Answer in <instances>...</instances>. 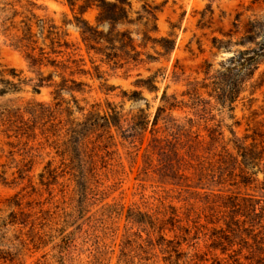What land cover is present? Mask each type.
I'll use <instances>...</instances> for the list:
<instances>
[{
	"label": "rangeland",
	"instance_id": "obj_1",
	"mask_svg": "<svg viewBox=\"0 0 264 264\" xmlns=\"http://www.w3.org/2000/svg\"><path fill=\"white\" fill-rule=\"evenodd\" d=\"M124 1L128 22L114 28L129 33L140 61L123 56L106 61L87 53L72 25L77 6L71 8L67 0H0V8L6 4L0 10V88L6 91L0 94V223L5 224L0 248L10 256L0 264H255V255L244 249L234 255L235 244L226 252L210 246L211 229L224 225L208 222L219 214L209 208L211 197L205 194L213 188L251 196L263 205L262 174L246 186L215 185L199 180L197 169L199 162L215 159L213 152L232 137L230 131L239 137L264 132V59L241 86L231 110L209 95V88H200L209 81L206 76L231 68L235 50L247 47L236 41L249 19L264 20V0ZM32 13L51 19L60 36L67 33L60 40L69 48L48 58L75 59L88 73L30 66L26 50L10 45L3 28L11 22L19 26ZM96 14L89 8L81 18L96 24ZM109 27L98 25L103 31ZM37 38V46L47 52ZM214 39L228 48H217ZM11 71L17 75L11 77ZM40 72L51 74L50 79L35 91ZM62 77L82 84L60 90ZM5 79L18 82L16 89ZM106 101L123 114L121 128L88 134L86 150L92 157L83 158L93 161L92 168L61 156L56 137L41 133L43 120L25 111L29 102L50 105L62 135L88 112L102 114ZM158 106L162 110L152 125ZM137 114L146 121L144 130L129 127L130 116ZM170 122L177 125L176 137ZM209 135L215 137L213 144ZM155 138L161 146H155Z\"/></svg>",
	"mask_w": 264,
	"mask_h": 264
},
{
	"label": "trees",
	"instance_id": "obj_2",
	"mask_svg": "<svg viewBox=\"0 0 264 264\" xmlns=\"http://www.w3.org/2000/svg\"><path fill=\"white\" fill-rule=\"evenodd\" d=\"M67 3L71 8L77 6L78 15H74V21L72 25L78 29L81 42L85 47L87 53L93 52L104 58L106 61L114 60L118 56H123L125 61L132 60L137 61L139 52L135 50L132 43V38L126 30H115L116 23L125 21L127 19V9L124 0L118 2H112L107 0H67ZM6 4L3 5V7ZM0 8L4 11V8ZM96 8L97 14L95 16L96 24L89 23L88 20L81 18V15L89 8ZM210 11V9H209ZM16 15L13 11L11 18ZM5 18L1 25H5ZM108 23L110 25L106 31L98 28L100 23ZM20 25L16 26L13 22L9 23L7 27L3 28V32L9 31L7 35L10 36V45L17 49L26 50V59L30 66H36L38 68L42 66H52L59 68L62 71L70 69L69 73H88V70L80 67L75 59L70 60L69 57L65 61L56 60L55 58H48V55L53 53L56 56L62 54L64 50L69 48L70 44L61 39V36L67 35V33H61L57 31L56 25L51 19L45 17H38L35 14H31L29 17H25L19 21ZM235 23V22H233ZM36 26L38 31L34 32L32 27ZM14 33H10L11 31ZM18 32V33H16ZM37 36L41 38L43 44H45L49 50L46 52L42 46H37ZM219 42L217 48H228L221 45L218 39H214ZM47 41V43H45ZM115 42L119 43L121 47L122 55L115 51ZM237 44L247 45L244 49H237L229 58L231 68H224V70H217L209 76H206L209 81L200 86L202 89L209 88V95H211L219 104H227L228 109H232V102L237 98L241 86L243 83L252 77L254 70L257 68L260 60L264 59V20L262 17H254L249 19L246 23V28L243 35ZM163 45V43H161ZM165 46V45H164ZM37 49L35 55L33 51ZM132 51V52H131ZM82 61V59H79ZM235 60V62H234ZM73 63L74 69H71ZM84 64V63H82ZM100 73L96 71L95 76L100 78ZM204 74H208L205 70ZM11 77H15L17 74L14 71L10 73ZM51 74L43 76L39 73L37 84L34 90L37 91L46 80H49ZM205 78V77H204ZM149 79V78H148ZM70 80L72 85H66V81ZM145 82V81H144ZM7 84L13 90L16 89L18 82L5 79ZM82 84L76 82L73 79L61 78V81L57 86L59 89L67 88L69 91L75 90L76 86ZM147 84V83H142ZM64 86V87H61ZM4 88H0V94L5 93ZM164 96V93L163 95ZM169 105L172 106L171 103ZM106 110L102 113L88 112L83 120L70 122V125L65 127L64 132L60 135V129L62 126H58V122H53L51 106L45 103L35 102L28 104V108L25 110L31 118L43 120L41 125L44 126L41 129V133L45 134L49 132L52 136L56 137L57 146L61 147L60 155H67L71 162L82 166L87 163L91 168L94 165L92 160L87 161L83 158L86 156L91 159V153L87 152V136L89 133L103 130L108 131L111 126L121 128L120 120L123 114L116 110L108 101L105 102ZM6 110V109H4ZM162 110L161 106L157 107L151 122L154 125L158 119L159 112ZM9 112V110H7ZM2 113V112H1ZM173 120V119H171ZM174 121V120H173ZM48 123V124H47ZM130 128L133 130H144L146 121L140 114L131 115L129 119ZM28 127L27 122H23ZM27 124V125H26ZM46 125V126H45ZM172 129V137H176L174 128L177 127L175 122H170L168 125ZM122 129L121 131H123ZM232 137L223 141L220 146V150L213 152L215 156L214 160L208 159L204 163H198L197 169L199 180L204 178L215 185H250L251 183L258 181V173L262 174L261 181L259 183L264 186V132L258 133L252 131V133H245L242 136H236L234 131H230ZM102 134H97L99 138ZM62 136L61 140L60 137ZM124 136V133H122ZM197 134L195 135V138ZM155 146H161L157 143ZM211 144L215 142V137L209 135ZM168 144L170 140H167ZM104 147L106 145H103ZM162 148V147H157ZM165 151V150H164ZM162 150V152H164ZM171 152L176 153L175 148L170 149ZM90 168V169H91ZM186 178V176H184ZM261 186V188H262ZM207 195L209 198V208L216 214H219L215 219H210V223H218L222 220L224 226L213 227L210 232L211 242L210 246L214 249L219 248L221 252L228 250L227 246L237 245L236 253H240L243 249L252 255H255V264H264V204L260 205L258 199L251 196H239L234 193L223 194L218 191H214L213 188H209ZM219 190V189H218ZM11 224L14 223L11 219ZM137 221V220H136ZM151 222V221H150ZM4 223H0V230L4 227ZM5 232H0V238H4ZM9 251L0 248V259H8ZM10 257V256H9ZM246 257V256H245Z\"/></svg>",
	"mask_w": 264,
	"mask_h": 264
}]
</instances>
